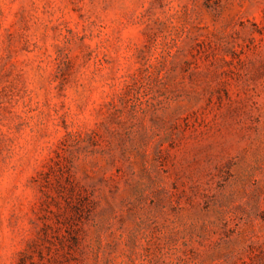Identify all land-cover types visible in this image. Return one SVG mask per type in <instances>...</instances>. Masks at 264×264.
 Wrapping results in <instances>:
<instances>
[{
	"label": "rangeland",
	"instance_id": "1",
	"mask_svg": "<svg viewBox=\"0 0 264 264\" xmlns=\"http://www.w3.org/2000/svg\"><path fill=\"white\" fill-rule=\"evenodd\" d=\"M0 264H264V0H0Z\"/></svg>",
	"mask_w": 264,
	"mask_h": 264
}]
</instances>
